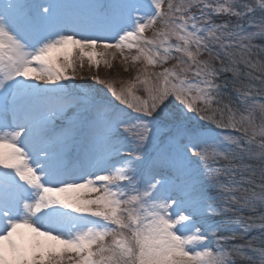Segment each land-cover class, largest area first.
I'll use <instances>...</instances> for the list:
<instances>
[{"label":"snow or ice","instance_id":"snow-or-ice-1","mask_svg":"<svg viewBox=\"0 0 264 264\" xmlns=\"http://www.w3.org/2000/svg\"><path fill=\"white\" fill-rule=\"evenodd\" d=\"M262 101L264 0H0V264H264Z\"/></svg>","mask_w":264,"mask_h":264},{"label":"rangeland","instance_id":"rangeland-1","mask_svg":"<svg viewBox=\"0 0 264 264\" xmlns=\"http://www.w3.org/2000/svg\"><path fill=\"white\" fill-rule=\"evenodd\" d=\"M217 22H220L219 18H217ZM148 35H151V32L149 31L148 32ZM256 43H260L259 40L255 41ZM134 54V53H133ZM176 61L175 60H172V61H169V64L166 65V66H170L171 64H174ZM114 69L113 70H108L106 69L103 65H101L100 69H99V74L102 76V77H111V78H117V79H128L130 78V76L132 75H135V70L137 68H141L143 66V61L141 62H138L133 68H132V71L130 73H127V72H123L122 71V67L120 65V61L119 59H117L115 62H114ZM157 71L159 70L158 68L156 69ZM78 71H81V70H78ZM81 74L87 78L88 76L90 75H93V74H96V69H89L87 67V61H85V68L81 71ZM246 83H247V80H245ZM77 83H81V80H80V76L77 77ZM142 94V93H141ZM264 102V101H262ZM233 134H237V133H233ZM230 175V174H229ZM237 178H239V175L237 176ZM246 213V212H245ZM243 223V222H241ZM243 226V225H242ZM252 235H256L255 232L252 233Z\"/></svg>","mask_w":264,"mask_h":264},{"label":"trees","instance_id":"trees-1","mask_svg":"<svg viewBox=\"0 0 264 264\" xmlns=\"http://www.w3.org/2000/svg\"><path fill=\"white\" fill-rule=\"evenodd\" d=\"M229 75V79H231V74H228ZM245 83H246V81H245ZM237 87H238V85H237ZM229 95H231L232 96V98H233V102H235V99H236V96H235V89L232 87V86H230L229 87ZM223 163V162H222ZM251 213H248V212H246V213H244V215L245 216H248V215H250ZM243 225V223H241L239 226H242ZM237 225H234V227H236Z\"/></svg>","mask_w":264,"mask_h":264}]
</instances>
